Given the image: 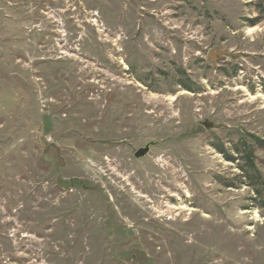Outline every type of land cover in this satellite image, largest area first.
I'll list each match as a JSON object with an SVG mask.
<instances>
[{"label":"rangeland","instance_id":"obj_1","mask_svg":"<svg viewBox=\"0 0 264 264\" xmlns=\"http://www.w3.org/2000/svg\"><path fill=\"white\" fill-rule=\"evenodd\" d=\"M0 264H264V0H0Z\"/></svg>","mask_w":264,"mask_h":264},{"label":"water","instance_id":"obj_2","mask_svg":"<svg viewBox=\"0 0 264 264\" xmlns=\"http://www.w3.org/2000/svg\"><path fill=\"white\" fill-rule=\"evenodd\" d=\"M237 57L238 54H233L231 52L228 51H224V50H217L215 52H209L207 57L209 59V61L212 64H215L218 60L224 58V57ZM200 126L203 127L205 130H211L214 125L208 121H204V122H200ZM154 143H148L146 144L144 147L138 148L134 154H133V158L134 159H141L144 158L148 155L150 147L154 146Z\"/></svg>","mask_w":264,"mask_h":264}]
</instances>
